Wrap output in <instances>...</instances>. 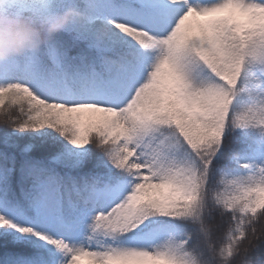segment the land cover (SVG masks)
<instances>
[{
	"label": "snow or ice",
	"instance_id": "1",
	"mask_svg": "<svg viewBox=\"0 0 264 264\" xmlns=\"http://www.w3.org/2000/svg\"><path fill=\"white\" fill-rule=\"evenodd\" d=\"M66 8L0 61V264H264V0H0Z\"/></svg>",
	"mask_w": 264,
	"mask_h": 264
},
{
	"label": "clouds",
	"instance_id": "2",
	"mask_svg": "<svg viewBox=\"0 0 264 264\" xmlns=\"http://www.w3.org/2000/svg\"><path fill=\"white\" fill-rule=\"evenodd\" d=\"M79 19L80 13L75 8H66L62 13L46 18L37 27L32 21L0 12V61L26 51H36L46 39H51ZM261 238L264 239V235ZM254 240L255 236L250 235L249 240L241 246L242 250ZM237 264L243 262L238 260Z\"/></svg>",
	"mask_w": 264,
	"mask_h": 264
}]
</instances>
